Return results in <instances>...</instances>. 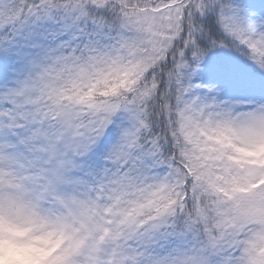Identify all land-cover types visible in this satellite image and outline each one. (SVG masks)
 Returning <instances> with one entry per match:
<instances>
[{
	"label": "snow or ice",
	"instance_id": "obj_1",
	"mask_svg": "<svg viewBox=\"0 0 264 264\" xmlns=\"http://www.w3.org/2000/svg\"><path fill=\"white\" fill-rule=\"evenodd\" d=\"M0 264H264V0H0Z\"/></svg>",
	"mask_w": 264,
	"mask_h": 264
}]
</instances>
